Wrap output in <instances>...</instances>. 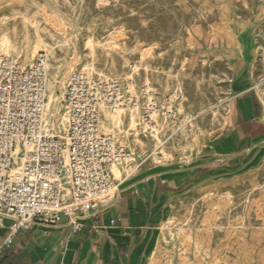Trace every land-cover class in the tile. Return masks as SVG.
Masks as SVG:
<instances>
[{"label": "rangeland", "instance_id": "374dc122", "mask_svg": "<svg viewBox=\"0 0 264 264\" xmlns=\"http://www.w3.org/2000/svg\"><path fill=\"white\" fill-rule=\"evenodd\" d=\"M4 36L12 47L0 55L29 66L36 56L23 63V52L38 44L44 49L38 54L45 53L66 83L72 73L85 71L132 80L137 96L150 89L160 108L155 127L170 158H152V130L141 123L140 109L136 130L128 112L120 113L117 126L102 130L130 153V162L117 165L122 174L142 162H189L227 133L238 100L230 89L232 71L242 64L238 57L251 72L246 96L264 110V0H0ZM51 72L47 65L46 95L56 98L48 111L61 119L57 97L64 88L53 84ZM168 100L175 101L172 119L165 114ZM163 122L165 129L158 126ZM187 122L193 124L190 137H199L198 149L179 138ZM245 156L248 163L236 173L177 204L149 264H264V142L238 158Z\"/></svg>", "mask_w": 264, "mask_h": 264}, {"label": "built area", "instance_id": "2783aa9c", "mask_svg": "<svg viewBox=\"0 0 264 264\" xmlns=\"http://www.w3.org/2000/svg\"><path fill=\"white\" fill-rule=\"evenodd\" d=\"M46 85L45 53L29 66L0 55V217L10 221L0 255L35 223L62 225L75 234L85 215L119 198L109 167L125 163L130 153L116 136L103 132L104 110L140 109L141 123L149 129L160 111L147 87L137 96L132 80L76 71L64 88L65 131L59 132L47 120ZM174 107L168 100L169 119Z\"/></svg>", "mask_w": 264, "mask_h": 264}, {"label": "crops", "instance_id": "0c3cea01", "mask_svg": "<svg viewBox=\"0 0 264 264\" xmlns=\"http://www.w3.org/2000/svg\"><path fill=\"white\" fill-rule=\"evenodd\" d=\"M238 58L242 64L232 71L230 88L238 100L226 134L189 162H142L120 179L113 177L119 198L85 215L79 232L35 223L15 236L0 257L9 256L13 264H149L177 204L236 173L250 159L238 155L264 142V110L246 96L252 87L251 72ZM219 158L225 161L219 164ZM9 224L0 217V247Z\"/></svg>", "mask_w": 264, "mask_h": 264}, {"label": "bare ground", "instance_id": "6f19581e", "mask_svg": "<svg viewBox=\"0 0 264 264\" xmlns=\"http://www.w3.org/2000/svg\"><path fill=\"white\" fill-rule=\"evenodd\" d=\"M114 40H115V37H114ZM115 41H114V43H115ZM112 44H113V42H112ZM11 47H12V42H11V40L8 37L4 36V37H2L0 39V53L7 54ZM39 52H44V49H42L41 46L38 45V44L30 47L27 50H25V52H23V55H22L23 63L31 62L33 57L38 55ZM49 53L47 52V54H49ZM145 54H147V52H145ZM21 65L24 66L23 64H21ZM47 65H48V68H50L52 70V72L50 74V79L53 82V84L58 85L61 89L65 88V84H67L66 83L65 74L62 75L61 78H57V72L58 71L56 69V65L55 66H51L48 63H47ZM47 92L48 91H47V85H46V93ZM46 98H48V104H46V111H47V120H48L49 124L54 129H56L57 131L64 132L65 131V122H64L63 116H62L61 119L60 118L57 119V118H54V116L51 115L49 113V111H48L49 106L54 102V99H56L55 95L54 94L53 95H48V97L46 95ZM57 98H63V93H61V95L59 97H57ZM103 114H104V117H103V121H102L101 125L104 127V129H109L111 127L117 126L121 122L120 113L115 114V113H112V112L104 110ZM136 116H137V110H133V111H129L128 112V119H127L128 120V124L130 126H132L135 130H136V127L138 126ZM57 123H60V124L58 126H56ZM163 125H165L164 122L160 123L158 126L160 128L164 127V129H165L167 126H163ZM184 125L185 124L181 125L180 126L181 128H179L180 130H178L179 131V138L181 139V141L182 140L189 141V144H190L191 148L198 149L199 145H200L199 137L196 136V135L190 137V135H189L190 132L187 129V128L191 129L193 124L187 122V127L186 126L184 127ZM151 130H152L151 131L152 139H153V143H154V150L152 152V158L154 160H162V161L166 160L167 161V159L170 158V155L166 151L164 142L161 141V139H160L161 138V136H160L161 132L158 129H156V127H153ZM130 161H131V159L129 158L125 163H128ZM110 167H111L110 170L112 172L113 177L116 178V179H120L123 172H121V170L119 168H117V165H111Z\"/></svg>", "mask_w": 264, "mask_h": 264}, {"label": "trees", "instance_id": "16d2710c", "mask_svg": "<svg viewBox=\"0 0 264 264\" xmlns=\"http://www.w3.org/2000/svg\"><path fill=\"white\" fill-rule=\"evenodd\" d=\"M0 264H13V260L7 256L4 257L3 255L0 257Z\"/></svg>", "mask_w": 264, "mask_h": 264}]
</instances>
